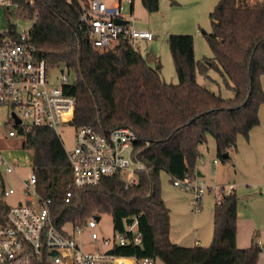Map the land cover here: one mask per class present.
<instances>
[{"label": "trees", "instance_id": "16d2710c", "mask_svg": "<svg viewBox=\"0 0 264 264\" xmlns=\"http://www.w3.org/2000/svg\"><path fill=\"white\" fill-rule=\"evenodd\" d=\"M15 14L34 17L30 40L51 68L66 66L68 81L62 91L74 97L75 127L91 126L101 133L131 127L138 136L132 152L146 169L138 182L125 187L118 175L86 186L64 200L71 167L60 136L50 128L35 127L19 136L14 146L33 152V172L40 194L51 199V216L58 228L80 225L101 213L111 216L113 229L123 231L125 219L137 217L141 245L116 249L122 255L160 259L164 264H256L262 246L236 245L237 194L219 187L213 209V230L207 246H181L169 239V209L161 195L160 172L170 179L197 177L199 144L210 135L216 156L236 147L238 135L248 138L259 124L264 103V2L217 0L209 11L211 30L204 37L210 57L196 59L193 36L170 33L167 45L176 83L162 79L156 57L142 56L132 44L112 50L95 49L79 23V0H15ZM87 2V0H80ZM147 12L159 0H140ZM153 59V65L150 63ZM221 78L231 97H223L197 81V74ZM8 204L0 198V221Z\"/></svg>", "mask_w": 264, "mask_h": 264}, {"label": "built area", "instance_id": "2783aa9c", "mask_svg": "<svg viewBox=\"0 0 264 264\" xmlns=\"http://www.w3.org/2000/svg\"><path fill=\"white\" fill-rule=\"evenodd\" d=\"M79 3L80 26L99 51L112 50L126 43L134 45L137 40L149 41L154 37L151 31L136 27L132 12L124 11L121 0L111 5L103 0H79ZM16 7L15 0H0V12ZM29 30L18 32L10 23L0 29V112L4 113L0 118V141L19 150L12 152L0 147V198L5 202L4 197L14 192L10 184L13 176L21 184L26 200V203L18 200L8 205L2 215L0 264H155L156 259L151 257L116 253L121 246L141 245L136 216L131 223H125L123 231L114 230L111 239H102L93 249L82 248L80 237L88 230L90 239L97 240L95 228L99 219L94 218L96 215L76 226L68 223L58 228L55 225L51 199L37 190L33 152L14 146L22 134L35 127L50 128L58 134L60 127L73 126L72 145L66 150L71 167V180L64 196L66 202L73 193L97 185L107 176L118 175L125 187L134 185L138 182L137 173L146 166L132 158L138 136L131 127L118 126L101 133L91 126L73 125L76 102L73 96L62 91V85L68 81V68H54L58 76L53 79L49 72L51 67L30 40ZM19 169H28L26 178L21 176ZM171 181L174 187L190 192L196 210L204 194L213 189L189 175ZM231 189L230 185L228 190ZM219 194V190L215 191L216 202Z\"/></svg>", "mask_w": 264, "mask_h": 264}, {"label": "rangeland", "instance_id": "374dc122", "mask_svg": "<svg viewBox=\"0 0 264 264\" xmlns=\"http://www.w3.org/2000/svg\"><path fill=\"white\" fill-rule=\"evenodd\" d=\"M106 4L111 5L115 0H103ZM252 3L264 2V0H249ZM124 11L128 13L130 11V1L129 0H121ZM217 0H159V7L154 12H147L145 8L142 6L140 0L132 1V15L134 17V24L137 26H146L148 30H150L154 37L152 40L144 41L137 40L134 42V48L141 53L142 56L156 57L158 58L159 63L161 64V77L166 82L176 83L177 76L173 67L171 55L169 53L168 45L166 38L168 35L166 32L169 30V33H187L193 35L194 39V50H195V58L202 59L203 57H210L211 51L206 42L203 32H209L211 30L210 19L208 16L209 11L216 4ZM170 4L176 6V8L172 7ZM171 7V8H170ZM17 10H9L5 13L0 12V29L3 30L10 23L16 26V30L21 32L22 30H26L31 27L34 22V18H27L24 16H19L15 14ZM181 22L183 25L180 27L178 23ZM171 31H181V32H171ZM186 31V32H182ZM194 33V34H193ZM151 59V58H150ZM153 59H151L150 63L153 65ZM50 75L53 79L58 76V71L54 68L49 70ZM209 74L217 80L218 83H210L209 80L205 79L203 76L197 74V81L207 87L208 89L220 93L223 97H231L233 93L226 89L222 82L221 78L218 74L212 70L209 71ZM264 76V75H263ZM264 84V77H263ZM1 111V108H0ZM4 117V113L0 112V118ZM73 126L71 127H60L58 130V135L60 136L63 146L65 149L71 148V135ZM11 143V142H10ZM0 147L11 149L12 152H19V150L15 147L9 145L8 142L0 141ZM198 148L201 150L203 155L201 159H203V163H200L204 166V177L202 180L204 184H208L213 187V185H218V182H225L230 180L233 184H235V188L238 187L233 180H235L234 173V164H235V150L229 152V159L226 161H221L215 155V142L214 139L208 135L207 141L204 144H201ZM18 150V151H17ZM247 160L244 159V163L247 169L241 170L244 173L245 178L252 182V186L248 189L251 192L258 194L259 191L264 190V182H257L258 177L264 179V147L260 150H255ZM215 158L218 162V165H214L211 161ZM260 159V161H259ZM199 161V159H198ZM197 161V164H198ZM259 163V165L257 164ZM220 166V167H219ZM223 167V169H221ZM263 167V168H262ZM216 168V170L214 169ZM220 168V169H219ZM227 168L226 172L224 171ZM262 172H260V169ZM19 173L23 178H26L28 169H19ZM258 173L260 175H258ZM197 178V177H196ZM264 181V180H263ZM18 181L11 176L10 184L14 188V192L8 196L4 197V201L8 205H14L18 200H25V196L21 190L22 186ZM168 183L167 174L164 171L160 172V185L161 190H163L164 185ZM216 183V184H214ZM217 187V186H216ZM177 188V187H176ZM214 189V187H213ZM224 189L228 190V186L224 187ZM188 192V191H187ZM207 193L204 194L207 195ZM240 199L242 198L241 195ZM203 199V198H202ZM190 202H192L190 200ZM256 202H260L259 199ZM253 210L257 214V226L255 228V234L262 239L264 242V204H255ZM99 220L95 231L98 234L97 240L94 242L88 236V230H85L82 233L80 240L81 246L84 249H93L96 245H100L102 239H111L114 234V229L112 225L111 216L107 213L98 214ZM69 229V226H67ZM79 240V238H78ZM263 250L259 253L260 256V264H264V245H262ZM155 264H163L160 259L155 260Z\"/></svg>", "mask_w": 264, "mask_h": 264}, {"label": "crops", "instance_id": "0c3cea01", "mask_svg": "<svg viewBox=\"0 0 264 264\" xmlns=\"http://www.w3.org/2000/svg\"><path fill=\"white\" fill-rule=\"evenodd\" d=\"M132 1L133 0L130 1L131 12H132ZM170 5L176 8V6L172 4ZM176 22L178 23L179 27L183 25L181 22L178 21ZM136 27L148 30L146 26L136 25ZM169 32L170 31L168 30L166 33L169 35L170 34ZM171 32H181V31H171ZM182 32H186V31H182ZM193 45H194V39H193ZM194 54H195V50H194ZM263 75L261 76V85L264 89ZM209 76L213 78L211 74H209ZM213 80L217 81L214 78ZM210 83L216 84V82L214 81H210ZM258 117H259V124L251 128L248 134V138H244L242 135H238L236 140V147L233 149L235 150V164L233 165L234 166L233 171L236 175L235 180H233V182H235L236 185H238V187L235 188V184H233L230 180L220 183L218 182V185H213L215 189L211 188L210 190L207 191L208 194L205 195V197H203L199 210H196L194 209L192 203L190 202L191 200L190 192L174 187L171 183L172 181L169 175L166 173L168 183L164 185L163 190H161V195L165 205L169 209V223H170L169 239L171 242L187 247L193 245L207 246L210 243L212 237L213 209H214V204L216 202L215 191H218L219 187L221 186L229 187L231 185L232 189L236 191L238 198L236 245L240 248H245L248 247L252 241H256L261 246L264 245L262 239L254 233L255 228L257 226L256 223L257 214L253 210L255 204H262V203L264 204V190L259 191L258 194L251 192L248 188L252 186L251 185L252 182L250 183V181L245 178L244 173L241 172V170L247 169L245 163L243 162L244 159L245 158H247V160L250 159V157L252 156L251 154L255 150H260L264 147V103H262L259 106ZM200 145L201 144H199V147ZM198 151H199V161L198 164L196 165L197 178L195 177L197 181H199V179L202 180L204 177V166L200 164L203 163V159H201L203 153L199 148ZM214 152L216 155V150ZM214 159L215 158H213L211 162L214 165L216 164L218 165V162L217 161L214 162ZM257 164L259 165V163ZM214 169L216 170V168ZM221 169H223V167ZM226 170L227 168H225L224 171L226 172ZM260 172H262L261 169ZM258 175L260 174L258 173ZM263 180H264L263 178L258 177L257 182H261L262 184L264 182ZM224 191H228V190L224 189ZM239 195L242 196L241 199ZM257 199H259L260 202H256ZM256 264H260L259 255Z\"/></svg>", "mask_w": 264, "mask_h": 264}, {"label": "water", "instance_id": "95a60500", "mask_svg": "<svg viewBox=\"0 0 264 264\" xmlns=\"http://www.w3.org/2000/svg\"><path fill=\"white\" fill-rule=\"evenodd\" d=\"M117 23H120L121 22V20H115ZM18 121V120H17ZM224 157H227L228 156V152H225L224 153V155H223ZM94 218L96 219V220H98L99 219V216H94ZM132 220H133V218L132 217H129V218H126L125 219V223L126 224H129V223H131L132 222Z\"/></svg>", "mask_w": 264, "mask_h": 264}]
</instances>
